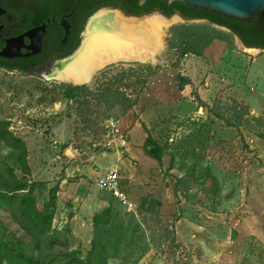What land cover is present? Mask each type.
<instances>
[{
  "label": "rangeland",
  "instance_id": "374dc122",
  "mask_svg": "<svg viewBox=\"0 0 264 264\" xmlns=\"http://www.w3.org/2000/svg\"><path fill=\"white\" fill-rule=\"evenodd\" d=\"M179 26L216 32L227 42L202 55L183 56L179 45L170 47L171 33ZM152 35L161 46L154 63L110 65L87 86L94 91L121 78L113 89L136 99L131 127L138 122L158 144H166L161 163L134 155L137 151L123 153L119 161L109 154L114 151L105 146L110 138L106 125L130 118L119 105L91 99L89 112L81 111L63 98L62 81L0 70V121L23 140L29 169L25 175L16 152L0 142V173L10 170L17 179L45 184L33 194L40 208L47 190L58 183L51 229L60 233L68 251L89 264H264V52L246 50L205 21L177 16ZM177 75L190 80L195 97L166 99L177 93ZM144 80L145 85L137 83ZM239 113L244 116L238 121ZM131 127L124 130L122 124L118 130L126 143ZM124 142L118 141L119 149ZM65 147L70 158L63 156ZM112 164L133 211L97 186ZM206 168L216 184L204 176ZM87 169L103 175L80 183L88 178ZM66 176L67 184L62 183ZM107 208L108 223L102 218L93 225ZM11 236L22 241L23 249H32L0 209V238Z\"/></svg>",
  "mask_w": 264,
  "mask_h": 264
},
{
  "label": "trees",
  "instance_id": "16d2710c",
  "mask_svg": "<svg viewBox=\"0 0 264 264\" xmlns=\"http://www.w3.org/2000/svg\"><path fill=\"white\" fill-rule=\"evenodd\" d=\"M75 2L76 0L67 7L68 11L72 9ZM105 6L115 7L126 15L139 16L158 11L167 18L177 13L184 20H207L210 24L226 28L231 36L236 35L246 48L264 49V11L252 20L238 21L184 4H166L160 0H148L141 7L138 6L137 0H80L75 7V11L81 9L86 12L87 16ZM59 7V0H54V10H58ZM171 35L174 43L170 47L176 48L179 45L182 48L180 54L183 56L189 53L202 55L204 49L217 48L219 43L221 47L222 43L227 42L216 32L188 26L174 28ZM111 67L109 65L105 68L110 69ZM128 71L132 72L133 69L130 68ZM139 82L142 85L146 83L145 80L137 81V83ZM114 83H121V78H114L112 83L105 84L101 89L98 87L94 91L85 85L60 84L58 88L67 103L76 104L78 110L81 111L89 112L91 99L107 106L119 105L122 110L128 112L130 118L124 122L120 121L118 130L122 128V124L124 125L123 129L128 130L135 121V114L131 109L135 105L136 99L130 100L118 89H113ZM174 85L177 88V93L173 96H167V100H184L195 97V94L191 92V82L188 78L177 75L174 79ZM243 116V113H239L237 120H241ZM221 119L228 126H233L225 118L221 117ZM7 128L8 123L0 121V142L16 152V160L24 174L27 175L29 169L26 163V146L23 140L14 137L8 132ZM142 128L147 135L142 146L144 154L161 163L162 157L166 154V144H158L146 128L144 126ZM203 173L206 178L212 180L213 184H216L215 178L211 176L207 168ZM39 187L44 189L46 185L17 179L10 170L0 173V209L9 213L24 237L32 243V249L28 250L22 248V241L19 238L13 236L0 238V264H89V261L82 260L76 252L68 251V247L60 242L62 238L60 233L51 229L52 214L56 207L59 191L58 183L47 190L48 200L41 208L33 197L34 192ZM47 210L50 212L46 213ZM110 214V209H105L101 214L94 217L93 225H98L102 218L105 219L104 223L107 224ZM233 235L237 237V233H233ZM88 260H90V257H88Z\"/></svg>",
  "mask_w": 264,
  "mask_h": 264
},
{
  "label": "flooded vegetation",
  "instance_id": "af4514ba",
  "mask_svg": "<svg viewBox=\"0 0 264 264\" xmlns=\"http://www.w3.org/2000/svg\"><path fill=\"white\" fill-rule=\"evenodd\" d=\"M73 1L75 0H59L60 7L58 10H54L53 8L54 0H0V7L4 10V13L0 15V51L6 47L7 41L16 39L22 36L27 31L40 26L42 23H46L45 32L41 38V47L39 53L31 55L30 51L26 49V47L29 46L30 41L27 38L23 37L22 41L19 44H15V47L18 48L19 56L12 58L0 57V70H4L11 73L17 72L21 74H29V73L41 74V75L43 74V76H49V77L56 75L57 72H59V69L55 67V64H57L59 61L63 59H66L67 57L73 55L76 52V50L79 48L81 42L84 39V36L82 37V32L85 28L87 20L94 12L97 11L96 10L93 13L86 16L85 11L83 12L81 9L75 11L74 9V11L70 14L71 10L68 11L67 7ZM78 1L80 0H76L77 3ZM119 11L125 16L137 17V18L148 16L152 13H159L158 11H154L152 13H147L137 16L134 14L126 15L123 11L121 10ZM104 13H109V12H104ZM174 15H178V14L176 13ZM94 16H96V14ZM178 16L180 17V15ZM51 18H53V21L50 20L49 22H47V20ZM180 18L184 20L182 17ZM61 19L66 20L69 25V33L66 37V40L64 41H63L64 30L59 24ZM92 19H90V21ZM90 21L88 22L87 27H89V25L91 24ZM184 21H193V20H184ZM199 21H205L208 23L207 20H199ZM122 22H125V20H123ZM137 24L138 23L132 25H137ZM211 25L215 26L214 24ZM233 36L235 38L237 37L236 35ZM87 37H88V28H87ZM85 48H86V42L83 52L80 53L77 58L78 60L81 57V55L85 52ZM77 59L74 62L75 64L78 61ZM70 63H66L64 65V67H66L67 76L69 75V72L73 70L71 66L67 67V65H69ZM117 63H125V62H117ZM22 67L25 68L21 70L20 68ZM61 76L62 75H60L57 78L54 77L53 78L59 80ZM67 76L66 79L64 80L70 81L67 78ZM80 81H84V80H80ZM70 82L72 83V81ZM73 83L85 84V82H73Z\"/></svg>",
  "mask_w": 264,
  "mask_h": 264
},
{
  "label": "bare ground",
  "instance_id": "6f19581e",
  "mask_svg": "<svg viewBox=\"0 0 264 264\" xmlns=\"http://www.w3.org/2000/svg\"><path fill=\"white\" fill-rule=\"evenodd\" d=\"M116 16L118 20L138 24L132 25L117 22ZM116 16L112 12L104 13L100 19L91 22L89 27H87L88 37L86 28L84 39L79 48L73 55L55 64L59 72L53 75L52 78H57L62 75L59 80L63 83L82 85L73 82H85L84 85H89L93 76L110 64L117 62L154 63L157 59L155 56L159 55L161 51V46L155 44L157 39L155 40L154 35H152L153 30L162 27L166 20L159 16H150L139 21L123 19L118 15ZM85 42V52L78 60L79 54L84 50ZM147 43L152 45L147 46ZM76 59L78 61L75 64ZM66 63H70L67 67L71 66L73 68L68 76L66 67H64ZM66 76L72 83L64 80Z\"/></svg>",
  "mask_w": 264,
  "mask_h": 264
},
{
  "label": "water",
  "instance_id": "95a60500",
  "mask_svg": "<svg viewBox=\"0 0 264 264\" xmlns=\"http://www.w3.org/2000/svg\"><path fill=\"white\" fill-rule=\"evenodd\" d=\"M148 0H137L138 6H143ZM166 4H172V3H180L184 4L189 7L193 8H198L201 10L209 11L224 17H228L234 20L238 21H247V20H252L256 16H258L260 13L264 11V0H160ZM77 5V2L73 5L70 14L74 11L75 7ZM99 12H112L115 13L116 15L120 16L123 19H128V20H142L150 16H159L165 20H169L173 18L174 16H177L179 19H181L178 15H172L171 17L167 18L159 13H152L148 16H143V17H128L123 15L119 10L115 9H109V8H101L98 9L96 12H94L89 19L87 20V23L85 25V28L82 32V37L84 36V33L86 31L88 22L90 19L97 13ZM4 13V10L0 7V15ZM53 21V18L48 19L47 22ZM182 20V19H181ZM60 26L64 30V37L63 41L66 40V37L69 33V25L66 20L61 19L60 21ZM216 28H219L221 30H225L226 32H229L226 28L220 27L215 25ZM46 28V23H42L40 26L27 31L24 33L22 36L12 39L7 41V45L5 48H3L0 51V57L3 58H12L19 56L18 48L15 47V44H19L22 41V38L25 37L30 41L29 46L26 47L27 50L30 51V54H37L40 51L41 47V38L42 35L45 32ZM81 37V38H82ZM236 40L243 46V44L240 42V40L236 37ZM246 50H252V51H257L258 53L264 52V49H257V48H246L243 46ZM64 60V59H63ZM61 60V61H63ZM59 61L58 63H60ZM66 85H71V86H83L82 85H73L69 83H63ZM87 86V85H85ZM71 152L70 148H66L64 150V156L70 158Z\"/></svg>",
  "mask_w": 264,
  "mask_h": 264
},
{
  "label": "built area",
  "instance_id": "2783aa9c",
  "mask_svg": "<svg viewBox=\"0 0 264 264\" xmlns=\"http://www.w3.org/2000/svg\"><path fill=\"white\" fill-rule=\"evenodd\" d=\"M120 124V120L116 119L110 121L106 128L108 130L107 136H110L109 140L106 142L105 146L109 149H113L114 154L118 155V141L124 142V138L122 134H118V126ZM74 150L72 149V152ZM97 186L100 190L107 192L114 199L117 200L119 205L123 206L127 211L134 210V204L128 200L125 196L121 183L120 176L116 168H109L106 174L97 181Z\"/></svg>",
  "mask_w": 264,
  "mask_h": 264
},
{
  "label": "crops",
  "instance_id": "0c3cea01",
  "mask_svg": "<svg viewBox=\"0 0 264 264\" xmlns=\"http://www.w3.org/2000/svg\"><path fill=\"white\" fill-rule=\"evenodd\" d=\"M127 134L129 136L128 138L130 140L127 143L124 142V145L121 146L122 147L121 149L118 148V152H119L118 153V158H117L118 161L122 158L123 153H125V152L127 153L128 156H130L131 155V153H130L131 151H132V153H135L134 151H137V153L134 154L136 156H139V157H142V158H146L147 157L150 160H154V159L148 157L147 155H145L143 150H142V146L144 144V141H145L147 135H146V133L144 132V130L142 129L141 125L138 122H136L131 127V129L127 132ZM135 147H137V148H135ZM109 154L112 155V156L115 155L114 153L113 154L109 153ZM110 168H117V166L112 164L110 166ZM84 173H85L84 175L86 177H88V178L87 179L86 178L85 179H80V183H84V181L88 180V179H91V180L93 179L94 181H96V180H98L99 177H101L103 175L102 173H100L98 171H93L92 170L90 172L89 169L84 170ZM69 179H70L69 176H68V178L66 176V178L62 179V183L67 184Z\"/></svg>",
  "mask_w": 264,
  "mask_h": 264
}]
</instances>
